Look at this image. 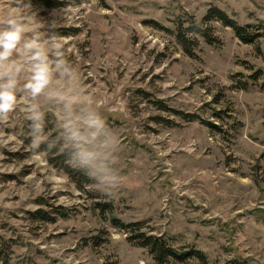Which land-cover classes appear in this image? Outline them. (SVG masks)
Returning a JSON list of instances; mask_svg holds the SVG:
<instances>
[{"label": "rangeland", "instance_id": "obj_1", "mask_svg": "<svg viewBox=\"0 0 264 264\" xmlns=\"http://www.w3.org/2000/svg\"><path fill=\"white\" fill-rule=\"evenodd\" d=\"M10 7L64 41L118 137L120 183L105 191L62 148L34 146L21 98L0 119V264H157L112 219L207 264H264V0H0V17ZM212 7L257 38L240 41ZM187 16L218 39L191 57L175 39ZM45 129L58 135L55 109Z\"/></svg>", "mask_w": 264, "mask_h": 264}, {"label": "clouds", "instance_id": "obj_2", "mask_svg": "<svg viewBox=\"0 0 264 264\" xmlns=\"http://www.w3.org/2000/svg\"><path fill=\"white\" fill-rule=\"evenodd\" d=\"M23 0H17L20 5ZM30 2L25 7H30ZM64 41L42 31V25L19 7L0 17V119L27 98L34 146H60L72 164L94 178L105 191L118 188L114 168L119 140L95 99L65 56ZM49 109L56 110L58 135L45 129Z\"/></svg>", "mask_w": 264, "mask_h": 264}, {"label": "trees", "instance_id": "obj_3", "mask_svg": "<svg viewBox=\"0 0 264 264\" xmlns=\"http://www.w3.org/2000/svg\"><path fill=\"white\" fill-rule=\"evenodd\" d=\"M207 16L208 18L221 22L224 26L230 27L233 30L235 36L243 43H252L258 36L257 33L249 32L247 26H242L238 24L236 20L231 18L224 11L217 7L210 8L208 10ZM187 23V27H184L182 22L177 25V29L175 31V39L180 45L182 51L188 56H194V50L198 46V38H201L208 44L218 43V39L213 34L211 27L200 25L192 16H187ZM173 112L175 114L181 115L182 118H185L187 120L194 119V117L188 115L187 113H182L176 110H174ZM60 148V146H57L51 150V153L54 155L58 153L56 159L60 154ZM63 168L65 170H68L69 173L73 171L71 169L66 168L65 165ZM86 180L89 179L86 178ZM37 214H42L41 218L44 220L51 219V217L42 210H39ZM112 222L114 226L120 227L122 229L135 227L132 229L133 231L135 230V235H133L132 238L136 240L139 246L148 249L157 264L168 263L171 259L178 260L181 262L189 257L197 258L202 264H207L205 261V256L200 251L178 252L175 248L167 244L163 238L156 235L147 234L146 232L141 231L140 224H125L118 219H112Z\"/></svg>", "mask_w": 264, "mask_h": 264}]
</instances>
